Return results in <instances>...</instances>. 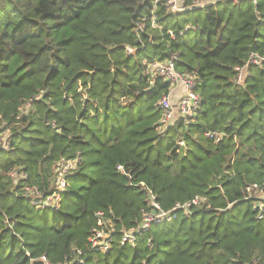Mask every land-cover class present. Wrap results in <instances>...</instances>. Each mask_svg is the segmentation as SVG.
<instances>
[{"label": "trees", "instance_id": "trees-1", "mask_svg": "<svg viewBox=\"0 0 264 264\" xmlns=\"http://www.w3.org/2000/svg\"><path fill=\"white\" fill-rule=\"evenodd\" d=\"M181 2L0 0V264H264V0Z\"/></svg>", "mask_w": 264, "mask_h": 264}, {"label": "built area", "instance_id": "built-area-1", "mask_svg": "<svg viewBox=\"0 0 264 264\" xmlns=\"http://www.w3.org/2000/svg\"><path fill=\"white\" fill-rule=\"evenodd\" d=\"M157 1V0H155ZM165 4L172 10V11H180L182 10V2L181 0H164ZM203 0H195V4L199 5ZM171 36L174 34L170 33ZM260 60L259 57L255 56L252 58V62L258 63ZM151 71L153 74L163 77L165 80L169 81L171 85L179 83L184 89V95L179 100L177 104V109L182 114L190 115L195 110V107L198 102V96L191 91L192 87V80L189 78L184 77L175 69L174 58L166 59L160 62H152L150 64ZM161 106L166 108V119L170 117L171 111V104L169 102L168 97H164L160 101ZM74 162L68 161L65 162L59 172V181H58V189L61 190L65 187L64 176L65 173L69 168H73ZM118 169H121V166H118ZM254 188L257 186L254 185ZM261 201L257 205V209L259 210V216H262L264 212V192L259 190V196ZM51 197H48L47 200H50ZM50 202V201H49ZM48 204L47 201H45ZM154 208H159L155 202H152ZM166 216V213L160 212L157 214H151L144 217L141 228H146L152 220L162 219ZM113 227L107 222L104 221L100 216L98 220V227L92 229V233L88 237V243L91 250H96L100 252H108L111 248L112 241H113ZM122 243L129 242L133 243L134 241V234L129 231H124L121 237ZM80 253V252H78ZM45 264H49L45 258H42Z\"/></svg>", "mask_w": 264, "mask_h": 264}, {"label": "crops", "instance_id": "crops-1", "mask_svg": "<svg viewBox=\"0 0 264 264\" xmlns=\"http://www.w3.org/2000/svg\"><path fill=\"white\" fill-rule=\"evenodd\" d=\"M206 1L209 2L211 0H206ZM184 93L185 92H184L183 87L179 83H176L171 86L169 100H171L172 102H175L174 106H176L179 100L183 97ZM177 110L178 109H176L174 113H177Z\"/></svg>", "mask_w": 264, "mask_h": 264}, {"label": "rangeland", "instance_id": "rangeland-1", "mask_svg": "<svg viewBox=\"0 0 264 264\" xmlns=\"http://www.w3.org/2000/svg\"><path fill=\"white\" fill-rule=\"evenodd\" d=\"M169 102H170V104H171V111H170V117L167 119V121L169 122H171L173 119H174V117H177V113H174L175 112V110L177 109V105L176 106H174V103L175 102H172L171 100H169ZM178 112V111H177ZM259 196V195H258ZM48 204H52L51 202H48Z\"/></svg>", "mask_w": 264, "mask_h": 264}]
</instances>
